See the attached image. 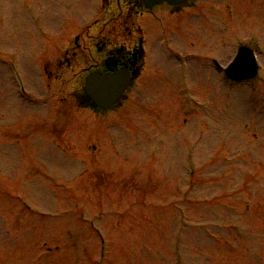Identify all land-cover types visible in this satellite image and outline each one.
Listing matches in <instances>:
<instances>
[{"label": "rangeland", "instance_id": "obj_1", "mask_svg": "<svg viewBox=\"0 0 264 264\" xmlns=\"http://www.w3.org/2000/svg\"><path fill=\"white\" fill-rule=\"evenodd\" d=\"M96 2L0 0V264H176L171 254L182 264H264V0H203L189 21L158 11L128 105L98 119L79 110L69 145H53L43 108L15 94L9 57L29 89L48 94L40 61L100 18ZM165 38L191 57L186 89L202 107L184 99ZM243 44L262 53L253 82H228L205 60L226 65ZM66 78L65 108L77 84ZM190 150L207 168L186 197ZM94 223L106 232L102 260Z\"/></svg>", "mask_w": 264, "mask_h": 264}, {"label": "flooded vegetation", "instance_id": "obj_2", "mask_svg": "<svg viewBox=\"0 0 264 264\" xmlns=\"http://www.w3.org/2000/svg\"><path fill=\"white\" fill-rule=\"evenodd\" d=\"M190 2L194 3L193 0ZM195 5L198 6V3ZM102 7V17L95 22V29H99L97 34L94 35L90 27L85 32L87 36L82 33L73 41H67V45L64 43L57 46L53 50L56 56H51L44 62L43 74L54 90L56 112H59V101L65 100V90L59 87L56 92L53 87L59 83L65 87L66 83L71 82L66 78L68 75H72V79L76 78L74 81L77 84L72 91L79 92L82 88L78 85L79 80H84L90 72L111 71L107 63L110 60L116 63L117 68L128 71L133 79L139 80L147 64L146 45L151 39L146 20L156 21L158 11L165 10L168 14L175 15L184 14L186 10L183 6H169L166 3L147 8L140 0H104ZM108 21L113 26L111 30L107 29ZM100 23L104 26H100ZM65 113L67 112L63 111Z\"/></svg>", "mask_w": 264, "mask_h": 264}, {"label": "water", "instance_id": "obj_3", "mask_svg": "<svg viewBox=\"0 0 264 264\" xmlns=\"http://www.w3.org/2000/svg\"><path fill=\"white\" fill-rule=\"evenodd\" d=\"M148 7L162 2L171 5L183 4L187 0H142ZM114 74H91L87 79L86 91L90 98L101 108H111L121 97L130 83L128 73L118 71L110 62ZM227 75L234 80L252 79L257 74V65L253 52L247 48L240 49L235 61L226 70Z\"/></svg>", "mask_w": 264, "mask_h": 264}, {"label": "trees", "instance_id": "obj_4", "mask_svg": "<svg viewBox=\"0 0 264 264\" xmlns=\"http://www.w3.org/2000/svg\"><path fill=\"white\" fill-rule=\"evenodd\" d=\"M85 102V100H83ZM86 103V102H85Z\"/></svg>", "mask_w": 264, "mask_h": 264}]
</instances>
